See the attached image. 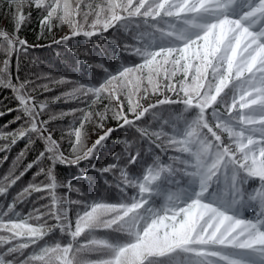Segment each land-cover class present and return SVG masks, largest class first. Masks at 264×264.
Returning <instances> with one entry per match:
<instances>
[{"label": "snow or ice", "instance_id": "obj_1", "mask_svg": "<svg viewBox=\"0 0 264 264\" xmlns=\"http://www.w3.org/2000/svg\"><path fill=\"white\" fill-rule=\"evenodd\" d=\"M34 12L38 39L68 46L115 29L139 62L91 65L104 73L96 83L51 73L21 80L19 57L36 47L21 32ZM0 15L11 25L0 28V88L17 102L0 117L18 113L0 126V152L6 160L28 141L0 176V264H264V0H0ZM54 85L71 86L41 99ZM68 102L78 106L51 111ZM67 117L57 139L52 125ZM121 129L132 138L118 137L122 153L97 168ZM90 133H99L92 143ZM36 141L43 150L21 168ZM83 161L117 199L83 198L78 184L58 180L57 166Z\"/></svg>", "mask_w": 264, "mask_h": 264}, {"label": "trees", "instance_id": "obj_2", "mask_svg": "<svg viewBox=\"0 0 264 264\" xmlns=\"http://www.w3.org/2000/svg\"><path fill=\"white\" fill-rule=\"evenodd\" d=\"M0 28H7L11 30L9 21L0 15ZM39 26L36 13H33L32 21L27 24L22 32L21 36L28 41L29 45H36V47H30L27 54H21L19 57V78L21 80L32 77L33 73H51L54 77H67L72 81H80L85 83H96L102 80L104 73L101 69L91 67V65L103 64L110 71H115L123 62L125 64L138 63L139 58L128 55L123 51V45L129 42L122 31L110 29L109 32L104 33L100 37H93L92 40H85L83 37L74 38L68 46L64 44H54L52 37L46 39H38ZM69 34V29L65 26L63 29L57 28L54 30L55 39H60L62 36ZM115 39L116 43L111 41ZM4 59L0 54V61ZM17 74V59L13 57L12 60V75L15 78ZM71 85L53 86L54 91L44 93L40 98L53 97L59 95L65 90H68ZM17 102L13 99V94L6 88H0V111L7 108H15ZM78 105L74 102L68 103H56L51 105L52 112H59L61 110H68ZM178 106H173L176 108ZM18 113L13 111L7 115L0 117V126L8 124L13 120ZM45 118H47L45 116ZM71 117L65 118L63 121H56L52 127L55 131L56 138L59 139L61 131L67 127L71 121ZM146 120H151V117H146ZM20 122L9 124L7 130L15 129L19 126ZM107 127H116L115 121L107 123ZM90 133L89 143H92L93 136L98 135ZM132 138V134L127 129H121L112 134V136L105 142L104 147L100 150L95 160L97 168H102L106 164L112 162V154L122 153L123 145L117 142V138ZM28 141L21 140L7 153V159L4 157L6 153L0 152V176L8 171L11 167L12 161L23 150ZM62 146L65 151L68 150L67 139L62 141ZM145 149L147 145L143 146ZM43 150V144L40 141H36L30 145L26 151L25 156L20 162V167L23 168L27 163L33 161L38 156L39 152ZM159 153V150H156ZM162 158L167 160V155L160 153ZM169 151L168 155H171ZM47 162H45V165ZM90 164L88 161L81 162L78 166H57L55 171L60 182L73 181L78 184L84 191L85 197L83 198H104L109 200L117 199V193L115 189H107L104 185V178L95 170H89ZM85 170L87 175L85 176ZM38 171L37 168L31 169L26 175L18 182L17 186L13 189V194L19 191L20 188L26 186L32 181L33 176ZM131 171L135 172L137 169L132 168ZM110 178V177H109ZM44 180L43 175L37 177V182ZM58 193L63 194L66 190L61 188L57 190ZM40 194H34L33 200ZM72 198H80L75 192L72 193ZM47 201H38L37 206ZM32 203L28 202L21 206L22 211L27 212ZM245 215L251 217L253 214L251 211L245 213Z\"/></svg>", "mask_w": 264, "mask_h": 264}, {"label": "rangeland", "instance_id": "obj_3", "mask_svg": "<svg viewBox=\"0 0 264 264\" xmlns=\"http://www.w3.org/2000/svg\"><path fill=\"white\" fill-rule=\"evenodd\" d=\"M168 95L171 96L172 94H171V93H168ZM154 100H155V97H153V102H154ZM96 134H97V133H96ZM97 136H98V135L93 136L92 139H91V141L93 142V141L97 138Z\"/></svg>", "mask_w": 264, "mask_h": 264}]
</instances>
